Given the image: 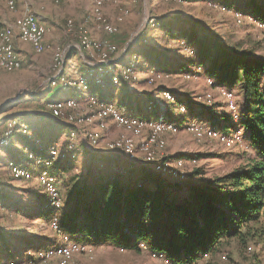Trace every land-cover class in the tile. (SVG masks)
<instances>
[{"label": "rangeland", "instance_id": "374dc122", "mask_svg": "<svg viewBox=\"0 0 264 264\" xmlns=\"http://www.w3.org/2000/svg\"><path fill=\"white\" fill-rule=\"evenodd\" d=\"M245 1L247 0H233V5L230 7L218 6L216 0H127L126 4L124 2H120V4L105 3L102 10V19L105 23L113 22L116 14L118 15L121 9L126 8L127 10V14L123 16L122 22L116 23V27H118L116 32L106 33L103 31L101 24H97L90 16L93 0H61V6L68 11L64 25L67 35L69 36V41L64 45L58 46L60 48L59 51H62L64 57V65L60 71L52 69L50 65V74L53 78L44 79L45 76L42 77L44 80L41 86L50 85L53 88L56 83L55 79L58 77V81H61L65 89L56 97L59 100L48 102L47 107L54 108L59 118L64 119L69 124H73L76 128L84 125H95L96 128L84 132L92 146L102 143L106 148L118 150L127 157L129 155L125 149L126 145H129L134 153L133 158L135 160L141 155L142 162L147 170L152 171L163 179L172 180L168 182L172 185L178 187L192 184L203 185L216 177L235 171L247 163L248 158L253 153L247 145L243 128L237 121L239 107L236 108V112H232L233 110L228 107L226 99L219 91L218 87L216 85H209L208 78L211 77L204 73V67L201 66L199 69L191 67L186 72L179 70L185 67L184 65H180L179 67L181 63L179 61L185 56V52L183 48L180 49L181 47L178 49L174 47L180 46L182 39H175L168 44V47H173L168 55L157 56L161 63L170 64L175 62L176 64L172 67L173 69H178L175 71H165L162 70L163 68L161 67L156 68L144 65L145 62L143 60L142 51L148 46L157 47L162 52L164 51L163 49H168V47L163 45L162 41V35L164 33L161 25L163 23L162 19H164V17L177 15L180 17L179 19L181 21L172 23L175 30L185 26V23L182 22L185 19L200 20L216 33L220 42L229 50L245 54L249 58L264 59V24H262L260 20L255 19L248 11H244L243 13L240 10H234L238 8V5H243ZM4 5H1L0 9L5 8ZM75 5L78 6L76 7ZM6 8L10 11L16 9L12 10L8 7ZM78 9H82V18H76L74 16V11ZM21 17L22 14L16 17L14 22H16L15 20L18 18L20 20ZM67 20L72 21V27H67ZM91 21L94 24L89 25L88 22ZM92 27L93 30H91ZM77 29L88 30L90 36L93 32L97 34L102 33V35L105 34L100 38L91 37L101 42L114 43L117 46L119 52L116 53V56H113L115 60L117 59V61H113L116 62L113 66H108L105 62L100 61V59L96 58L98 56L94 54L95 58L90 59L89 64L92 65V63L98 62V66H94L95 69L90 72L89 78L91 82H94V80L103 77V79H108L112 86L128 85L126 83L133 82L134 80L137 81L135 82L136 86L133 91L141 92L142 98L135 97L133 99V114L143 109V114L146 113V115L149 116L155 111L165 110L167 106L174 104V102L166 100L162 92H159L160 90L167 89L183 100L181 104L185 106V110H183L182 107H177L175 104L174 107L170 108L172 109V114L169 119H154L157 122L169 123L171 121L175 126H179V128L176 127L177 129L174 131L164 130L159 134L160 138L163 140V144L160 148L155 144L147 143V138L150 134V128L148 126L142 127L140 133L134 134L128 129L118 127L110 117L105 119V125L103 127L99 125V117L96 115L98 106L95 105L90 97L100 99V95L113 92V96L110 97V99H103V101L112 105L113 109L123 108L126 111H128L127 108L129 106L127 99H131V97L125 98V101H121V99H124L122 98V91L112 86L100 87L89 96L87 92L89 91L88 88H84L83 86L75 88L74 83L77 80L76 74L79 72H76L74 69L79 63L82 62L84 64V62L88 60L86 59L85 51H83L78 43ZM16 31L15 29V32ZM111 35L115 37L113 42L106 40V36ZM77 49L82 50L84 61L82 60V56L78 55ZM55 74L57 75L56 77ZM112 75L116 78V81L111 80ZM150 76H152V83H148L147 81ZM118 78L122 82L118 83ZM141 79H144V81H141ZM40 80L39 75L30 68L28 63L23 61H21V67L12 72L0 68V99L8 95L13 97L15 96L14 94L21 95L20 97H22L27 92L25 90H31L36 86V82ZM104 81L105 80H103L102 83H96L103 85ZM18 85H21L20 89ZM233 91L237 104L238 99L236 90L233 89ZM78 93L79 95H77ZM52 94L53 92L48 93L47 97H51ZM147 95H152V99L147 100L146 98L148 97H145ZM78 96L80 99L84 98L86 102L84 104H79L77 100ZM68 99L72 100L70 104L67 103ZM187 101L194 109L190 108L188 110L186 107ZM53 102L62 103V107L57 108L55 105L52 106L51 104ZM210 111L213 113L211 114ZM93 114H95V116H93L91 120H85L86 117ZM222 115H233V117H231L233 123L230 127H222V125L215 120L216 117ZM226 119H228V117ZM13 120L14 119L9 118L7 121L0 135V146L9 145L11 135L13 132L18 131L25 135L27 140L29 139L28 142H30V144L34 143L37 151H33L29 148V143L26 142V144L22 146L20 162H16L14 161V156L3 147H0V162L4 167L0 165V185L1 188L4 187L3 189L6 194L4 196L0 194V212H3L4 215L7 216L5 218L6 220H4L6 224L4 222L0 224V227L8 230L18 228L19 232L30 235L31 237L29 238L35 239L23 241L10 238L9 241L5 240L6 242H3L2 235H0V249L5 250L6 245H8L9 248L10 246L12 247L13 245H9L11 243L18 245V252L15 253L14 251V253H8V250H5L4 256H1L0 260L14 261L19 264H40L37 258L38 251L49 248V250L52 251V256L48 264H165L164 261L160 259V255H158L160 257L158 258L151 255L148 251L136 253L106 243L90 244L83 242L79 243V241L78 244L82 245L83 249L81 248L74 252L68 261L62 262L60 253L56 248L64 243V236H68L70 239H72L73 236L71 234H65V232H59L58 229H52L50 227V221L57 220L56 218H58L56 213L51 216L50 221L40 216L39 212L42 207L56 208L52 206V192H50L46 185L42 184L39 179V174L42 175L40 171H44V169L47 171L48 177H46V180L52 179L56 187L57 197L60 203L59 207H61L63 203L62 210L65 211L71 206V199L74 198V192L78 185L95 182L98 178L99 171H109L111 173L114 172V170L113 168L109 169L104 163H99V165L98 163H92V161L89 163L87 158L82 161L85 157V153H82L83 155L79 156V164L77 161V166L74 167L70 165L73 171H68L66 174L64 171V174L59 178L60 169L59 167H55V169L54 163L60 159L74 160L76 158L75 138L77 132L71 130L65 140V143L67 142V144L73 146L74 149L68 150L69 147L67 149L66 145L61 148L62 145L52 142L49 143L48 149L51 146H56L57 153L53 155V158H42L41 155L45 152L44 148L48 146H46L43 139L44 133L41 132L42 135L40 136L34 132L35 130L33 131L29 128V123L26 121ZM109 121H112L122 132L112 137L103 136V133L108 129ZM187 122L195 123L198 127L202 128L201 136H197L194 132L188 131L184 127ZM206 126L216 128L219 132H225L228 136L231 135V137L234 138L239 133L238 139L233 140L230 146H225L219 140L208 136V128ZM127 138H131V142L127 143ZM169 145L175 148V150L172 151H180V153L170 155L168 152ZM149 152L150 154H148ZM178 155H182L183 157H179ZM193 158L195 159L194 162L192 161ZM47 159L54 160L52 163L53 165L51 164L52 167L50 164L46 165V162L44 164L45 166L43 165V161ZM128 159L134 161L130 158ZM178 159L183 161V166L177 172L178 177L169 176L166 175V173L162 175L155 172L157 163L162 161L167 162L168 164L166 165H172V163ZM11 163H13V167H19L20 171H16L14 168L12 169V167L9 166ZM166 165L164 164V167H167ZM123 170L124 169L119 171ZM56 171H58V173ZM120 174V172H117V177H119L121 181H125V176L122 174L121 176ZM33 175L36 176L37 181L34 180V182L26 183L18 181L29 179ZM141 179H143V177H141ZM173 180L182 181L174 182ZM178 191L179 190H175V192ZM179 192L184 193L183 190ZM44 195L45 201L43 202L41 200ZM34 208L36 212H34ZM58 213L62 215L63 212L59 211ZM56 235L60 236V242L58 244H53L52 241ZM18 241H20V246ZM40 244L45 245L40 246ZM249 244L252 246L248 247L249 252L245 249L239 251L235 242L231 241V243L221 250L222 254L226 253L225 259L221 260L222 258L220 257L218 259L221 261V264H264V252H261V245L251 241ZM256 258H258L259 261Z\"/></svg>", "mask_w": 264, "mask_h": 264}, {"label": "trees", "instance_id": "16d2710c", "mask_svg": "<svg viewBox=\"0 0 264 264\" xmlns=\"http://www.w3.org/2000/svg\"><path fill=\"white\" fill-rule=\"evenodd\" d=\"M216 2L221 7L233 5V0ZM234 10L248 11L264 24V0H247ZM179 18L172 15L162 19L163 45L168 47L175 39H182L180 46L174 47H181L185 52L179 61V67H185L179 70L186 72L191 67L199 69L202 66L204 73L213 79V86L225 85L236 90L239 107L237 121L253 152L248 162L203 185L183 187L168 183L170 181L146 168L143 179L138 171L131 173L125 181L109 171H99L95 182L78 185L67 210H62V203L58 209L42 207L39 214L50 221L56 213L58 231L71 234L77 242L106 243L136 253L148 251L158 258L160 255L165 264H221L218 258L223 260L226 257L221 250L231 241L235 242L239 251L245 249L249 252L251 241L260 244L261 252H264V59L249 58L229 50L216 33L200 20L185 19L182 21L185 26L175 30L172 23L180 22ZM172 49L168 47L162 52L157 47H145L142 51L144 65L161 67L165 71L178 70L172 68L175 62L161 63L157 57L168 55ZM87 66L85 63V68ZM104 80L103 85L90 82L89 89L94 92L100 87L112 86L108 79ZM146 97L147 100L152 99V95ZM182 101L175 96L176 106ZM188 101L186 107L189 110L192 106ZM175 104L149 116L169 119L172 114L170 108ZM127 110L133 113L129 106ZM135 113L144 117L143 109ZM231 117L233 115H222L215 120L222 127H230L233 123ZM10 118L29 123L18 116ZM29 126L34 129L30 123ZM17 132L11 135L10 144ZM21 135L28 142L27 137ZM44 141L46 146L52 143L49 139L44 138ZM28 143L29 148L37 151L34 143ZM60 163L55 162L54 168ZM175 190H183L184 193ZM0 194L6 195L1 185ZM41 201H45V195ZM59 211L63 212L62 215Z\"/></svg>", "mask_w": 264, "mask_h": 264}, {"label": "crops", "instance_id": "0c3cea01", "mask_svg": "<svg viewBox=\"0 0 264 264\" xmlns=\"http://www.w3.org/2000/svg\"><path fill=\"white\" fill-rule=\"evenodd\" d=\"M122 2L126 4L127 0H122ZM16 4H17L15 6L16 9L14 8L15 9L14 11H10L6 8V6L3 3H1V5H4L5 8L0 9V27L5 24H13L14 26H16V23L19 21V18L15 20L16 22H14V19L21 14L23 15L25 11L27 12L30 11V13H32L45 28L44 39H43L45 49L41 53H36L32 49L29 42L20 38L18 36L17 31L15 32L16 35L14 36L15 38L14 46L19 55L20 60L28 63L30 68H32L33 71H35V73L39 75V79L41 80L39 82H36V86L33 87L31 90L29 89H28L29 91L25 90L27 92L22 97H20L21 95L14 94L15 96L13 97L11 95H8L0 99V133L4 130L6 123L10 117L18 116L22 119L27 120L33 126L34 128L33 130H35L34 132L36 134L42 135V133H44L43 139L45 138V139H49L51 142H56L58 143V145H62L61 146L62 148L65 145V140L68 136V133L71 130L72 131L74 130L77 132L75 138V142H76L75 149L77 155L74 160H66V159L58 160L59 163L61 162L60 165H58L61 175L64 174V171L65 174L68 173V171H73L70 165L74 167L77 166L80 161L79 156L83 155L82 153H85V157L84 159H82V161L86 160L87 158L89 163L91 161L92 163H98V165L99 163L100 164L104 163L109 167V169L113 168L114 172H111L113 175H116L117 172H120L127 179L131 173L135 174L139 171L142 177V175L145 173L144 171L146 167L142 162L141 155H139L136 160L130 161L125 155H123L118 150L108 149L102 143H99L96 146H92L90 141L86 138L84 132L86 130H92L96 128L95 125H89V126L84 125L76 128L73 124H69L64 119L59 118L54 108L47 107L48 102L59 100L56 97L59 95V93L62 90L65 89L63 88L61 81L60 80L58 81V77L55 79L56 83L53 86L54 89L50 85L41 86V83L44 79L53 78L52 75L50 74L51 71L49 67L52 63L54 52L59 51L60 49L58 47L59 45H64L69 41L68 40L69 36L67 35L64 25L66 16L68 15V11H66L65 8L61 6V0L59 3H53L49 1H39V0H17ZM75 6L77 7L78 5ZM74 16L76 18H82V9H78L77 11H74ZM88 24L91 25L94 23L91 21L88 22ZM91 30H93V27L91 28ZM104 35H102V33L101 34L100 33L97 34L95 32L91 33V36L98 38ZM106 37H107L106 40L108 41L113 42L115 40V37L112 35ZM62 48L65 49L64 47ZM60 52L62 53L61 50ZM77 53L78 55L82 56V60H83L82 50L77 49ZM113 61H117V59L116 60L114 59ZM112 62L110 63V65L111 66L115 65L116 62L113 63ZM84 68H85V62L84 64L81 62L78 65H76L74 70L76 72H81L84 70ZM44 76L45 78L43 79L42 77ZM56 76L57 75L55 74V77ZM142 80L144 81V79H141V81ZM135 82L137 81L134 80L133 82L126 83L128 85L112 86L122 91V98H124V101L125 98L131 97V99H127V100L129 101L128 105L132 109H133V99L135 97L142 98L141 92L133 91L136 86ZM18 87L20 89L21 85H18ZM52 92L53 94L51 95V97L48 98L47 97L48 93H52ZM87 92L89 93L88 96L93 93V91H91L90 89ZM77 95H79V93ZM112 96H113V92H109V93H104L99 97H103L106 100H108ZM77 100L79 101V104H84L86 102L84 98L80 99L79 96L77 97ZM108 124H109L108 129L103 133V136L112 137L122 132V130L120 128H117L112 123V121H109ZM25 144L26 141H24L22 135L19 132H17L15 136L12 137L11 144L8 147H3V148L6 149V151L9 152L12 156L15 157L14 161L20 162L21 154H22V146ZM172 150H175V148L169 145L168 152L170 155H176L180 153V151H172ZM77 161L78 164L76 163ZM0 165H2L1 162ZM122 169L124 170L119 171ZM34 180H36L35 175H33L29 179H22L18 181H22L26 183V182H34ZM3 188L4 187H2V189ZM6 217L7 216L4 215L3 212H0V224H3L5 222L4 220H6L5 219ZM0 235H2L3 242H6L5 240L9 241L10 238L16 240H23V241L27 239H35V238H29L31 237L30 235H25L24 233L19 232L18 228H12L8 230L6 228L0 227ZM18 242L20 246V241ZM59 242H60V236L56 235L52 243L58 244ZM9 245H13V246L12 247L10 246L9 248V246L6 245L5 250H8V253H14V251L15 253L18 252L17 250L18 245H15L14 243H11ZM43 245L45 244H40V246ZM5 250L0 249V257L4 256Z\"/></svg>", "mask_w": 264, "mask_h": 264}, {"label": "bare ground", "instance_id": "6f19581e", "mask_svg": "<svg viewBox=\"0 0 264 264\" xmlns=\"http://www.w3.org/2000/svg\"><path fill=\"white\" fill-rule=\"evenodd\" d=\"M39 1H49L53 3H59L60 0H39ZM17 0H0V4L4 3L6 7L9 9H14L16 6ZM122 3V0H93V5L91 7L90 11V16L91 18L97 23L101 24L102 29L106 33H115L116 29V23L122 22L123 16L127 14L126 8H123L120 10L118 15L116 14V17L113 22L110 23H105L103 22L102 19V10L104 7L105 3H112V4H120ZM28 20V22L31 25V29L25 30V23ZM67 27H72V21L67 20L66 22ZM15 29L17 30L18 36L26 41L29 42L31 45L32 49L36 53H41L45 49L44 46V33H45V28L44 26L37 20V18L30 12H25L22 17L20 18L18 24L16 27H14L11 24H5L0 27V68L4 69L5 71L11 72L16 69H19L21 67V60L19 58V55L15 49L14 46V36L15 34ZM77 37H78V43L80 47L85 51L86 57L88 58L87 62L85 63L88 65L83 72H79L76 74L77 80L74 83L75 88H79L80 86H83L84 88H88L90 86L91 79L89 78L90 72H92L95 67L89 64L90 59L95 58L94 54H96L98 59L100 61L105 62L108 66H110V63L113 61L114 57H109L110 56V46L112 43H107V42H101L97 39H94L93 37L90 36L88 30L86 29H77ZM63 54L60 51H56L53 54L52 58V63L51 67L56 70L60 71L62 66L64 65V57L62 56ZM106 65V66H107ZM128 68V67H126ZM131 69V68H130ZM87 70V71H86ZM133 70V69H132ZM62 74V73H61ZM60 74V75H61ZM59 75V76H60ZM208 78V77H207ZM119 79V78H118ZM103 77H101L98 80H94V82L102 83ZM111 80L116 81V78L112 75ZM148 83H152V76L148 78ZM122 82L120 79L118 80V83ZM113 83V82H112ZM208 83L209 85H214L213 79L208 78ZM219 89V91L223 94V96L226 99V102L228 104V107L231 108L233 111L236 112L237 104L235 102V95L233 89L225 86V85H216ZM162 94L164 98L170 102H174L175 104V94L173 92H170L169 90H163ZM91 100L95 103L96 106H98V111L96 115L99 117V125L103 127L105 125V119L107 117H110L113 122L121 128L128 129L132 131L134 134L140 133V130L144 126H148L150 128V134L147 138V143L149 144H155L157 147H161L163 144V140L160 138L159 134L163 132L164 130H176L179 126H175L172 124L170 121L168 122H157L153 117H149L146 115V113L143 116H135L136 114H131L128 113L125 109L120 108V109H113L112 105L104 102L101 99L98 98H92L90 97ZM89 98V100H90ZM72 102L71 99L67 100V103L70 104ZM233 103V104H232ZM52 106H56L57 108L62 107V103L58 102H53L51 104ZM177 107H182L183 110H185V106L183 104H177ZM183 112V111H181ZM95 116V114L90 115L85 118V120H91V118ZM71 118V117H70ZM14 119L13 121H15ZM160 120V119H158ZM184 127L188 131L194 132L197 136H201L202 133V128L198 127L195 123H185ZM207 129V134L211 138H214L216 140H219L221 143H223L225 146H230L233 143V140L238 139V135L234 138L228 136L225 132H219L218 129L208 127L206 126ZM22 130V128H21ZM233 136V135H232ZM234 138V139H233ZM131 138H127L126 142H131ZM49 146L45 147V152L41 155L42 158L44 157H50L53 158V155L57 153V147L56 146H51L48 149ZM69 147V149H68ZM66 148L68 150L74 149L73 146H70L66 142ZM126 152L129 156L128 158L135 160L133 158L134 153L132 152V149L130 148L129 145H126ZM47 152V153H46ZM39 154V152H38ZM150 154V152L148 153ZM68 156V155H67ZM53 159H47L43 161V165L46 162V165H51L53 163ZM192 161L194 162L195 159L193 158ZM164 164H168L167 162H159L155 166V172L160 173L164 175L173 176V177H178L177 172L181 169L183 166V161L181 160H176L172 165H166L167 167H164ZM53 165V164H52ZM51 165V167H52ZM9 166L14 168L16 171H20V168L17 166L13 167V163L9 164ZM45 166V165H44ZM167 170V171H164ZM42 172V175L39 174V179L42 182V184H45L47 189L52 192V206H55L56 208H59V199L57 197V191L56 187L52 182V179L46 180V177H48L47 171H40ZM28 175V174H27ZM180 177V176H179ZM168 181H172L169 179H166ZM174 182L182 181V180H173ZM51 208V207H50ZM57 220H51L50 221V227L52 229H58V218ZM67 234V233H65ZM72 238V237H71ZM64 243L60 244L56 250L60 253L62 262L68 261L70 259L71 255L78 251L79 249H83L82 245L78 244L77 241H74L73 239H70L68 236L63 237ZM80 243V242H79ZM37 258L40 261V264H48L49 260L51 259L52 256V251L49 250V248L44 249V250H39L37 253ZM28 262V261H27ZM30 262V261H29ZM0 264H19L14 261H5V260H0Z\"/></svg>", "mask_w": 264, "mask_h": 264}, {"label": "built area", "instance_id": "2783aa9c", "mask_svg": "<svg viewBox=\"0 0 264 264\" xmlns=\"http://www.w3.org/2000/svg\"><path fill=\"white\" fill-rule=\"evenodd\" d=\"M31 25L28 20L26 21L25 23V30H28V29H31ZM119 52V50L117 49V46L112 43L111 46H110V56L109 57H112V56H116V53ZM63 56V55H62ZM86 58V57H85ZM88 59V58H86ZM92 66H98V62L97 63H92ZM233 104V103H232ZM8 126H11V125H8ZM2 134V132L0 133V135ZM87 248V247H86Z\"/></svg>", "mask_w": 264, "mask_h": 264}]
</instances>
